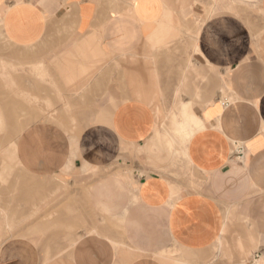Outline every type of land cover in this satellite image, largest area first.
<instances>
[{"label": "crops", "instance_id": "0c3cea01", "mask_svg": "<svg viewBox=\"0 0 264 264\" xmlns=\"http://www.w3.org/2000/svg\"><path fill=\"white\" fill-rule=\"evenodd\" d=\"M0 29L13 213L44 212L42 179L103 198L83 169L131 177L113 205L68 208L88 231L61 255L11 236L1 184L0 264H264V0H0Z\"/></svg>", "mask_w": 264, "mask_h": 264}, {"label": "rangeland", "instance_id": "374dc122", "mask_svg": "<svg viewBox=\"0 0 264 264\" xmlns=\"http://www.w3.org/2000/svg\"><path fill=\"white\" fill-rule=\"evenodd\" d=\"M10 49L13 50V47H10V43L0 29V185L5 184L6 186L10 183V197L6 198L7 201L10 200L12 210V223L9 232L11 236L20 234L42 239L44 247H48L49 253V246L53 243L58 247V255H61L66 253L69 248H72L74 240L79 238L84 230L88 231V227L85 224L86 220L83 217L88 218L89 214H67L68 208L73 211L83 207L113 205L115 204L114 197L117 196V191L125 193L126 190H131L129 186L131 177L128 173L122 172L123 169L118 163L103 169L98 167L83 169L82 173L89 172L95 179H98L100 175H107L108 180L102 193L103 198L95 196L98 193L94 188L95 182L88 185L82 182L67 181L66 178L62 177L42 179L44 196L40 204L43 206V211L50 209L52 205H58L59 213H32L27 214L26 218L22 215L21 220L17 217V214L13 213L15 210L18 211V184L22 172L14 159V146L18 141L19 133L4 132L5 130H17L20 122L19 118H6L5 115H7L8 110L3 107L4 99L7 101L6 105H8L10 100H18L19 98L17 68L11 70V79L9 81L7 76L4 84L2 52ZM164 121L168 123L170 118H166ZM181 158L183 156L180 154L175 160H181L183 163L184 161ZM2 201L3 199L0 197V203ZM132 201L135 203L134 196H132ZM67 216L73 217L75 220L68 222ZM19 225L23 229H19ZM16 226L17 228H15Z\"/></svg>", "mask_w": 264, "mask_h": 264}]
</instances>
